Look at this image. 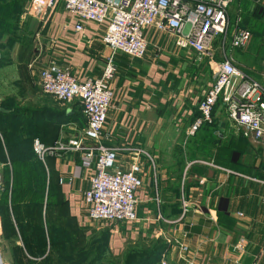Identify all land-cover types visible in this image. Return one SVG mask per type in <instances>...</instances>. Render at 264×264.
Instances as JSON below:
<instances>
[{"label": "crops", "instance_id": "crops-1", "mask_svg": "<svg viewBox=\"0 0 264 264\" xmlns=\"http://www.w3.org/2000/svg\"><path fill=\"white\" fill-rule=\"evenodd\" d=\"M249 3L262 6L264 0L234 3L229 9L234 20L245 16ZM45 18L23 14L16 35L2 38L0 103L8 100L15 105L20 121L51 129L52 136L41 142L50 148L79 137L85 123L78 101L55 104L41 93L40 70L53 64L83 83L101 76L109 50L101 42L104 25L84 23L82 31L76 32L77 20L59 3ZM144 38V59L114 55L117 72L110 83L111 108L102 131L106 146L116 150L118 167L140 164L137 220L132 224L88 221L82 194L89 187L93 167H87L77 152L47 153L43 163L59 191L58 201L65 206L67 218L84 245L104 238L103 254L96 264L123 263L129 256L142 257L144 263L156 247L166 254L168 264H264V139L246 141L227 120L218 118L213 124L221 133L216 139L223 144L217 142L216 149L213 144L211 150L208 148L206 141L211 134L204 132L206 127L188 137L198 102L211 80L202 82L206 73L200 67L193 73L195 85L189 86L191 67L186 57L191 54L175 49L167 36L152 29L144 32ZM22 42L28 47L20 50L15 45ZM248 46L229 55L240 71L264 85V65L255 63L258 67H254L255 58ZM158 48L162 51L154 59ZM193 94H198L197 102L191 104ZM3 110L13 115V108ZM235 140L252 147L243 156L241 171L199 156L208 150L221 153L219 148ZM182 246L185 252L180 250Z\"/></svg>", "mask_w": 264, "mask_h": 264}, {"label": "built area", "instance_id": "built-area-1", "mask_svg": "<svg viewBox=\"0 0 264 264\" xmlns=\"http://www.w3.org/2000/svg\"><path fill=\"white\" fill-rule=\"evenodd\" d=\"M235 1L245 0H31L25 16L42 20L59 3L65 13L77 20L76 32L82 31L84 23L105 26L101 42L109 56L99 78L78 83L68 70L53 64L42 68L38 75L43 95L64 104L78 101L85 123L82 133L50 148L37 140L32 143L33 152L42 162L47 153L70 151L79 153L84 164L93 167L89 187L82 194L88 221L132 224L137 220L135 194L142 186L140 164L133 162L126 169L118 167L116 150L106 146L107 137L102 131L111 108L110 83L117 72L114 55L144 59V32L148 29L167 36L175 49L188 52L197 60H217L212 67L211 84L198 102L199 116L186 132L188 137L211 123L212 108L219 102L235 133L251 143L264 139V85L240 71L229 55L230 51L244 50L251 39V33L241 27L239 19L230 28L228 13ZM161 51L155 50L154 59ZM180 248L186 251L185 247ZM0 264H8L1 248ZM157 264H168L165 253Z\"/></svg>", "mask_w": 264, "mask_h": 264}, {"label": "trees", "instance_id": "trees-1", "mask_svg": "<svg viewBox=\"0 0 264 264\" xmlns=\"http://www.w3.org/2000/svg\"><path fill=\"white\" fill-rule=\"evenodd\" d=\"M30 1L31 0H0V49L4 46L2 41L3 37L10 39L16 34L15 31L18 29L20 17L25 13L26 6ZM235 4L239 5L240 1H235ZM248 5L245 18H243L241 22V27L247 29L252 34V26L247 20L261 12L264 16V5L253 6L250 3ZM248 12H251V14ZM228 15L229 19L231 17H233V19L235 18L231 13H228ZM249 15H252V17ZM11 105L12 103L10 101L7 103L5 100L0 103V107L3 109L9 110L13 108L14 110L15 106L12 105L11 108ZM19 112L20 111L14 110L12 113L13 115H0V120H5V122H7V118L8 120L17 118ZM198 116L199 113L197 111L195 119ZM215 120V117H213L212 123L203 125L202 128H207L209 126L213 128L217 126V124H213ZM13 122L15 123H11V127L5 126L6 130L9 129L7 132H5L3 126V139L9 155L11 169L10 171L7 169L9 172L6 171L8 174L3 177V189L1 188L0 191V222L3 230L2 239L7 244H14L15 247H19L18 244L20 243L24 248V251L19 249L20 251L18 254H16V252L12 254L10 264H52L47 260V257L43 258L46 247H66V237H68L67 221L70 223L71 227H73V225L67 218L65 206L58 201L59 191L55 187L53 179L47 174L45 164L38 159L32 150V143L35 136L26 134L25 137L24 135L22 137V123H27L25 121L16 120H13ZM218 141L219 139L212 141L215 149L218 146ZM218 143L219 145L223 144L222 142ZM224 148H219V150H221V155H224ZM3 150L2 148L1 151L0 147L1 158L4 156ZM222 159L229 162L227 165H232L237 160L236 156L229 155L223 156ZM45 160L46 157H44V162ZM6 163L8 162L6 161L5 164ZM8 191L10 193L9 197L6 194ZM25 221L29 222L30 225H24ZM26 231H29L28 234ZM103 243V237L85 245L83 240L81 249V245L80 247H72L70 253L67 251L60 256V260L57 264H96L98 259L102 257L103 252L101 247H103ZM69 245H73V241H69ZM27 250L35 253L32 254L35 255L33 256L34 258L42 259L40 261L25 262L22 253H29ZM161 252L162 249L160 247L154 248L152 253L147 256L144 263H142V257L137 256H129L123 263L118 261L113 263L157 264ZM108 262L112 261H107L103 264H110Z\"/></svg>", "mask_w": 264, "mask_h": 264}, {"label": "rangeland", "instance_id": "rangeland-1", "mask_svg": "<svg viewBox=\"0 0 264 264\" xmlns=\"http://www.w3.org/2000/svg\"><path fill=\"white\" fill-rule=\"evenodd\" d=\"M30 2H28V5H27L28 7L30 5ZM233 11L234 10L232 9L231 12H233ZM243 18H245V16L244 17L243 16L242 17L239 16L240 21ZM42 20L46 21V18H42ZM247 21L250 22V24L252 26V29H253L252 36H251V39L249 41L250 45L248 46V49L251 50V55L254 56V58H255V60L253 61V65H254V67H258V66H255V63H257V64L262 66V65H264V16H263L262 12L261 13H257L255 16H253L251 19H248ZM233 23H234V19H233V17H231L230 18V28L233 27ZM217 42H219V39H217ZM13 46H14L13 44H10L11 49H12ZM15 46H17L20 50H23L24 47H28V45H26L24 42L17 43V45H15ZM215 48H216V45H214V49ZM233 52L237 53L238 51H233ZM236 58L240 59V57H236ZM241 60H242V58H241ZM186 61L188 62V66L191 67V69L189 70L188 73H187L188 69L186 71V73H187V75L189 76V79H190L189 82H188L189 86H194L195 85L192 82V79L194 77L193 73L196 71L195 69L200 68V67H202L203 71H205V73H206L205 76L201 79L202 82L207 84L208 82H210V80L212 81V67H213V64L217 62L216 59H213V61H210L207 58L203 59V60H201V59L197 60V58H195L194 55H191V56H187L186 57ZM263 78H264V76H263ZM197 85H200V82ZM196 96H198V94H196V95L193 94V95H191L189 97V98L193 97L192 101L188 100L189 98H186V100L190 101L191 104H192V102L193 103L197 102L196 101L197 100ZM51 101L53 103H55V104H59L60 103V102L57 103V101H55V100H51ZM6 102L8 103V100H6ZM60 104L63 105L64 103H60ZM220 105H221L220 103H216L213 106L212 113H211V116H210L211 117V121H212V118L215 117V118L221 119V120H223L225 122V120H226L225 119V109H224L223 106H220ZM17 119H20V117L11 118L9 120L7 118V122H5V120H0V129H1L0 130V147H1V151H2V148L4 149L3 150V155L5 156V157L2 156V158L0 157V186H1L2 189H3V183H2L3 177H5V175L8 174V173H6V171H8V170L10 171V169H11L10 168V164H9V160H10L9 159V155L7 153L5 142H4V139H3L4 138V130H5V132L9 131V129H7V130L5 129L6 128L5 126H7V127L10 126L11 127V125L13 123H15V122H13V120L20 121V120H17ZM26 123L27 124L22 123V126H21V135H22V137H23V135L25 137L26 134H29L31 136H35L33 141L37 140V141H39L41 143V141L44 142L48 137L52 136V132L53 131L51 129H47L46 127H39V126H37V128H36V124H32L30 122H26ZM3 126H4V130H3ZM166 126L168 128V125H166ZM49 132H51V133H49ZM204 132L211 134V138L209 140L207 139L208 141H206L207 145H208V148L211 150L212 139L215 140L216 138H218V136L221 135V133L219 132L218 129H216V127L211 128L210 126L205 128ZM213 133H216V135L213 136ZM222 136H223V134H222ZM21 139H24V138H21ZM164 142H165V140H161V143H164ZM246 146H247V144H245V143L243 144V142H238L237 140H235V141H227L225 143L224 155H221L220 153H216V152L211 154L210 150H208L206 152H203L201 155L199 154V156H200V158H206V159H207V157H210V158L214 159V161H219V162L225 164V166L227 168L229 167V168H232L234 170L241 171L240 164L242 163L243 156H244V154L246 152L249 151V149H252V147H246ZM254 146L255 147L253 149L256 150L257 146L256 145H254ZM235 153L237 155L236 156V159H237L236 162L234 164H232V165H227L229 162L227 160H223L222 159L223 156L224 157H225V155L234 156ZM3 160H6L8 163L5 164L6 161H3ZM6 194H7L8 197L10 196L9 191ZM71 224H72V222H71ZM24 225L28 226L30 224H29V222L25 221ZM26 230H27V228H26ZM2 231H3L2 230V224L0 222V248L2 249V252H3L4 261L6 263L10 264L12 254L14 252H16V254H18L19 251H20L19 249L23 250L24 248L20 247L19 245H18L19 247H15L14 244H12V243H10V244L5 243L3 241V239H2ZM28 232L29 231H26L27 234H28ZM67 234H68V237H66L67 238L66 239V241H67L66 247L59 246L58 248H54V247H49L48 246V247H46V250H45L43 258L47 257V260L50 263L57 264V262L60 260V256L63 255L64 253H66L67 251H69V253H70L72 251V247H80V245H81V247L83 246V244H81L83 242V239L81 238V236H79L78 231L74 230V228L70 226V223L68 221H67ZM69 241H73V245L70 246L69 245ZM22 254L24 256L25 262L40 261L42 259V258H40V259L34 258L33 256H35V255H32V254H35V253L33 251L29 252V253L23 252ZM113 262H115V261L108 262V263L114 264Z\"/></svg>", "mask_w": 264, "mask_h": 264}, {"label": "water", "instance_id": "water-1", "mask_svg": "<svg viewBox=\"0 0 264 264\" xmlns=\"http://www.w3.org/2000/svg\"><path fill=\"white\" fill-rule=\"evenodd\" d=\"M7 114H8L7 111H5V110H3V109L0 108V115H7ZM219 126L222 127L223 124H220Z\"/></svg>", "mask_w": 264, "mask_h": 264}]
</instances>
